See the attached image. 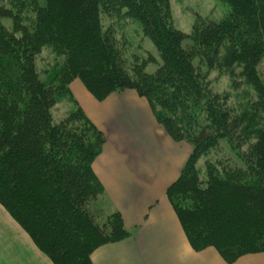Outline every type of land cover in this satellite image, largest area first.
Segmentation results:
<instances>
[{
  "label": "trees",
  "instance_id": "trees-1",
  "mask_svg": "<svg viewBox=\"0 0 264 264\" xmlns=\"http://www.w3.org/2000/svg\"><path fill=\"white\" fill-rule=\"evenodd\" d=\"M222 1V19L197 18L186 34L169 0H0V206L51 264H91L94 250L130 235L92 169L105 137L72 98L76 80L99 102L134 91L191 148L166 198L193 251L213 248L226 263L264 255V0ZM126 19L157 51L155 72L145 71L151 56L126 60L114 26ZM44 48L53 61L42 76ZM211 71L251 87L252 98L230 105L212 91ZM62 98L72 108L54 123ZM221 140L241 166L206 159L203 181L196 165Z\"/></svg>",
  "mask_w": 264,
  "mask_h": 264
},
{
  "label": "crops",
  "instance_id": "crops-1",
  "mask_svg": "<svg viewBox=\"0 0 264 264\" xmlns=\"http://www.w3.org/2000/svg\"><path fill=\"white\" fill-rule=\"evenodd\" d=\"M92 99L83 108L105 136L92 169L130 235L94 250L91 264H264L262 254L226 263L213 248L193 251L166 198L191 148L172 141L134 91ZM0 264H51L1 206Z\"/></svg>",
  "mask_w": 264,
  "mask_h": 264
},
{
  "label": "rangeland",
  "instance_id": "rangeland-1",
  "mask_svg": "<svg viewBox=\"0 0 264 264\" xmlns=\"http://www.w3.org/2000/svg\"><path fill=\"white\" fill-rule=\"evenodd\" d=\"M169 6L173 26L186 34L190 33L191 27L197 18H208L214 21H218L222 19L229 10L227 5L222 0H169ZM100 19L103 29H105L110 22L104 16L102 11H100ZM2 23L7 28H10L8 20H2ZM114 26L118 39L122 40V42L124 43L127 42V44H129V47L125 52L126 60L132 61L133 57L135 56H138L140 58H147L148 56H151L155 59V62L148 64L145 71L147 73L155 72L158 66L161 65V61L151 41L147 37L143 36L140 24L126 19L125 21H121ZM47 50V48H44L41 55H39L36 60L37 69L40 73L43 72V69L47 68V64H50V62L52 64L53 61L52 56L48 52H46ZM258 73L264 82V55L258 65ZM209 79L211 81L212 91L214 93H227L230 97L229 103L234 107H243V105L247 103V101H249L253 96L251 87L244 84L239 88H233L231 80L224 74H220L216 71H211L209 74ZM80 84L81 83L79 81H74L70 87V91L72 93V98L85 112L83 106L85 107V109H87V105L85 103L87 102V100L92 98H90V95L86 93V91ZM70 100L71 99L68 98H62L57 104H55V106H53V108L51 109V114L54 123H58L60 120H62L67 115L68 111L72 108ZM92 100L94 101V99ZM219 147L220 148H218L217 150L211 151V154L208 157H202L198 161L196 168L201 180H205L204 165L206 159H209L210 161L230 159L231 162L233 161L232 163L235 162L236 164H238V166H241V162L229 149V146L225 140H221L219 142ZM148 155L149 153L145 152L146 158Z\"/></svg>",
  "mask_w": 264,
  "mask_h": 264
}]
</instances>
